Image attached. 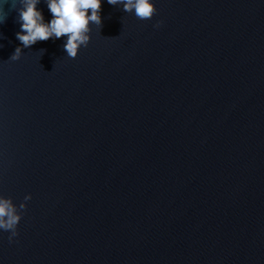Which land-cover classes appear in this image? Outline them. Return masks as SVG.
I'll list each match as a JSON object with an SVG mask.
<instances>
[{"label":"water","instance_id":"water-1","mask_svg":"<svg viewBox=\"0 0 264 264\" xmlns=\"http://www.w3.org/2000/svg\"><path fill=\"white\" fill-rule=\"evenodd\" d=\"M153 2L102 0L74 59L4 4L0 264H264V0Z\"/></svg>","mask_w":264,"mask_h":264},{"label":"clouds","instance_id":"clouds-1","mask_svg":"<svg viewBox=\"0 0 264 264\" xmlns=\"http://www.w3.org/2000/svg\"><path fill=\"white\" fill-rule=\"evenodd\" d=\"M110 5H122L126 13H134L139 20H151L157 13L153 0H107ZM10 3V10L18 13L17 22L20 30L16 38L23 48H29L37 42L66 37L63 49L69 58H75L79 49L87 47L91 36L92 25L102 26V0H45L51 13V20L46 22L43 12L37 7L40 0H2L0 11H4V4ZM19 5V7H17ZM5 12L3 23L7 19ZM157 21L156 27H159ZM22 47H16L10 56L18 60L22 54ZM31 194L24 197L17 206L11 197L0 194V230L9 232V241L18 234L17 227L26 209V202Z\"/></svg>","mask_w":264,"mask_h":264}]
</instances>
